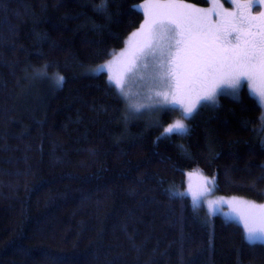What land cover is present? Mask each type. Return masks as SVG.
<instances>
[{
    "label": "trees",
    "instance_id": "1",
    "mask_svg": "<svg viewBox=\"0 0 264 264\" xmlns=\"http://www.w3.org/2000/svg\"><path fill=\"white\" fill-rule=\"evenodd\" d=\"M141 1L0 0V264H264L263 242L174 192L199 170L217 194L264 200L247 87L164 137L177 111L136 112L91 69L140 25Z\"/></svg>",
    "mask_w": 264,
    "mask_h": 264
},
{
    "label": "snow or ice",
    "instance_id": "2",
    "mask_svg": "<svg viewBox=\"0 0 264 264\" xmlns=\"http://www.w3.org/2000/svg\"><path fill=\"white\" fill-rule=\"evenodd\" d=\"M211 2L222 8L220 0ZM224 2L235 4L237 8L243 4V11L198 9L182 0H146L144 5L137 6L146 18L140 30L132 34L128 50L116 61L99 66L97 71L111 72L113 64L123 58L121 73L109 75L108 80L123 98L129 96L126 85L130 78L137 77L146 82L156 99L152 105H134L136 112L159 105L156 111L179 109L184 119H190L198 106L215 101L217 89L227 86L235 90L234 95L238 97L244 82L252 84L249 94L258 98L264 108V12L252 15L251 11L264 4V0ZM96 10L105 12L107 0H101ZM213 12L219 19L211 18ZM54 81L60 87L64 77L56 74ZM168 105L175 107L167 109ZM260 123L261 131H264V115L260 117ZM188 131L183 120H176L164 128L162 136L185 135ZM187 176L190 179L195 176L197 181L189 183L187 188L195 210L213 191L215 178H208L199 170L187 173ZM221 203L229 205L250 243L254 240L264 242V204L237 198L232 201L207 200L212 213L215 212L213 206Z\"/></svg>",
    "mask_w": 264,
    "mask_h": 264
},
{
    "label": "rangeland",
    "instance_id": "3",
    "mask_svg": "<svg viewBox=\"0 0 264 264\" xmlns=\"http://www.w3.org/2000/svg\"><path fill=\"white\" fill-rule=\"evenodd\" d=\"M145 2H146V0L141 1V2L137 3L135 5V7L137 8V6L144 5ZM182 2L184 4L191 5V6H194L195 8L204 9V10H208V9H211V8H216L217 11H222V10H228V11H232V12L243 11V4H241L240 8H237V6L235 4L230 5L229 3L224 2V0H220V5H222V8L220 6H218V5H214L211 2V0H208L207 4H205V5H199V4L188 2V1H185V0H182ZM140 11L143 13V20L141 21L140 25L137 28H135L127 36L123 47H121L117 51L113 52L108 58H106L102 62L94 65L91 68L93 70V72H98L97 69L99 68V66L104 65L105 63H107L109 61H116L117 58L120 57L121 53H124V52H126L128 50V47H129L128 42H129L130 38L132 37V34L135 33V32H138V30H140L141 25L144 23V20L146 18L144 12L142 10H140ZM251 11H252V15H259L260 12H264V4L259 5L258 7H253ZM211 18L213 20L219 19V17H217L214 12L212 13ZM133 39H135V38H133ZM122 68H123V58L121 59V61L116 62V63L113 64L111 72H108L107 70L104 71V72H106V75H107L108 80H109V75H119L121 73V71H122ZM244 85L247 87L248 91L252 88V84L250 82H244ZM126 90L128 91L129 96L127 98H124V99H125V101L127 103V106L130 109L131 108L134 109L133 106L137 105V104L152 105L153 101L156 99V97L154 96V92L150 90V88L146 84V82L139 80L137 77H132V78H130L128 80L127 85H126ZM234 91L235 90L230 89L227 86H223L222 88L217 89V95L219 93H227V94H230V95H234ZM148 97H152V99H149ZM216 98H217V96H216ZM256 100L258 101V98H256ZM215 101H216V99H215ZM208 102L214 103L213 101H208ZM258 103H259V101H258ZM157 107H160V106L159 105H154L151 108L146 107V108L141 109V110L156 109ZM166 107L173 108L175 106L174 105H168ZM175 111H177V113H178L177 116L170 123H168L165 126V128L168 127L170 124H172L176 120H183V122L187 125V119H184L182 117L181 111L179 109H177ZM262 115H264V108L261 107V116ZM192 172H194V171H192ZM187 173H190V171L189 172L187 171L185 173V179H184L185 180V185H184V187L183 188H174V192L175 193H185V195H187L189 197V199L191 201V204H192L191 197H190L189 194H187V188H188L189 183L195 184L197 181H196L195 176L190 179L187 176ZM206 177H208V176H206ZM209 186H211V185H209ZM233 198H237L239 200H244V201H251V202H254L257 205L264 204V200L262 202H256V201L250 200L248 198H244L242 196L220 195V194H217L214 191V187H213V191L211 193H209L205 198H203L204 199V203L199 207V209H205L208 213H212L209 210L208 206H207V200L232 201ZM213 207L215 208V212L214 213H219L223 217H225L226 219L235 221V222L239 223L242 226V224L238 220L235 219L234 214L232 213V211L229 208L228 204L221 203L220 205H218V206L214 205ZM245 236H246V233H245ZM255 241H259V240H255Z\"/></svg>",
    "mask_w": 264,
    "mask_h": 264
}]
</instances>
